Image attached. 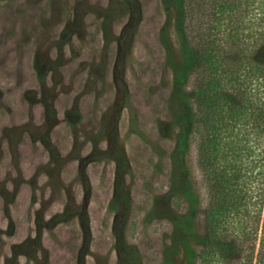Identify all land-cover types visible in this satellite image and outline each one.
I'll list each match as a JSON object with an SVG mask.
<instances>
[{
  "label": "rangeland",
  "instance_id": "obj_1",
  "mask_svg": "<svg viewBox=\"0 0 264 264\" xmlns=\"http://www.w3.org/2000/svg\"><path fill=\"white\" fill-rule=\"evenodd\" d=\"M183 3L0 0V264H198Z\"/></svg>",
  "mask_w": 264,
  "mask_h": 264
},
{
  "label": "trees",
  "instance_id": "obj_2",
  "mask_svg": "<svg viewBox=\"0 0 264 264\" xmlns=\"http://www.w3.org/2000/svg\"><path fill=\"white\" fill-rule=\"evenodd\" d=\"M198 264H264V0H184Z\"/></svg>",
  "mask_w": 264,
  "mask_h": 264
}]
</instances>
